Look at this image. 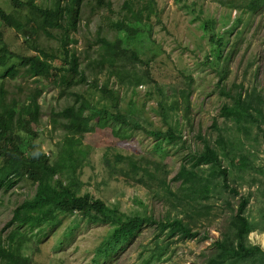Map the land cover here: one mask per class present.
Segmentation results:
<instances>
[{"label": "trees", "instance_id": "trees-1", "mask_svg": "<svg viewBox=\"0 0 264 264\" xmlns=\"http://www.w3.org/2000/svg\"><path fill=\"white\" fill-rule=\"evenodd\" d=\"M8 1L14 11L6 13L0 10V193L6 194L24 181H29L35 191L17 204L11 220L2 229L1 233L7 234L0 241V264H37L34 254L26 253V244L38 237L34 243L38 249L49 235V229H56L61 219L67 216H78L86 224L110 225L112 228L95 249L94 264L114 261L148 223L155 225L168 238L197 239L199 232L193 225L196 226L203 216L208 217L212 206L220 200L229 211L227 223L221 236L212 244L213 251L205 264H252L255 259L256 264H264V250L249 242V235L255 230L249 218L252 198L261 212V230H264V196H257L260 193L264 195V168L260 166V172L255 173L249 159V156H256L255 151H262L263 146L264 129L260 121L264 119L263 101L256 87L244 92L241 84L237 93L227 94L230 103L220 109L223 127H217L215 138L197 134L203 147L189 149L173 178L179 184L177 189L181 194L178 196L167 185L166 169L159 164L149 168L150 164L143 166L134 157L116 152L112 155L114 160L108 162L109 153L120 150V145L137 133L152 137L154 142L164 141L174 146L186 143L177 124L171 125L167 121L170 117L164 100L159 102L157 112L167 125L166 131L148 130L132 114L121 112L120 89L110 85L109 80L102 85L97 78L91 81L80 67L81 51L73 35L78 32L82 7L88 4L98 12L104 7L110 8L112 2L51 0L49 6H44L35 0ZM157 2L125 0L123 10L128 9V14L113 25L119 33L124 32L125 38L100 40L99 61L116 69L117 72L111 74H116L122 86L127 88H136L146 81V74L140 76L134 71L136 62L141 60L132 43L144 33L142 27L147 28L151 24ZM216 2L230 10L241 11L224 35L242 22L243 14L254 15L264 9V0ZM7 29L15 31V39L19 43L17 49H9L5 40ZM41 32L59 42L56 49L41 46ZM19 34L25 39L22 42H19ZM210 38L213 44H217L213 53L220 55L224 37L211 34ZM23 49V54L17 53ZM27 50L32 54L27 55ZM18 76L34 79L29 91L23 93L25 89L21 86L10 89L5 85L3 80ZM46 80L55 81L62 95L73 99L70 98L73 102L68 107L52 115L51 125L62 134L51 153L44 152L37 142L42 119L39 100L43 94L38 83ZM79 86H89L95 99L87 97L88 92L83 95L70 91V88ZM192 95V90L185 95L186 118L190 116ZM173 107L169 110H177V105ZM254 129L257 130L255 136ZM92 149L105 150L104 163H108L110 170L113 164L117 168L126 167L127 176L134 180L139 177L137 181L150 187L151 191L169 193L174 200L178 199L182 206L180 213L184 216L167 215L161 220L147 215L129 216L102 199L82 193L78 172L82 167L81 156L86 157ZM243 186L248 188L245 194L240 189ZM233 197H238L235 203L232 202ZM173 205L177 206L176 203Z\"/></svg>", "mask_w": 264, "mask_h": 264}, {"label": "rangeland", "instance_id": "rangeland-1", "mask_svg": "<svg viewBox=\"0 0 264 264\" xmlns=\"http://www.w3.org/2000/svg\"><path fill=\"white\" fill-rule=\"evenodd\" d=\"M35 2L49 6L51 0ZM110 2V8L104 7L98 12L93 11L88 4L82 7L78 32L73 35L78 42L77 48L81 51L80 67L86 71L91 81L97 78L102 85L109 80L110 85L120 89L121 112L132 114L148 130L166 131L167 125L157 112L159 102L164 100L170 117L167 121L171 125L177 124L186 143L174 146L164 141L154 142L152 137L137 133L127 143L121 144L120 150L111 151L108 162L114 160L112 155L116 152L126 157H134L143 166L150 164L151 166L147 165L149 168L159 164L166 169L167 185L180 196L177 189L179 184L173 178L179 170L182 158L189 149L199 150L203 147L197 137L198 133L211 139L217 136V127H223L220 109L224 104L230 103L227 94L237 93L241 84L244 92H250L256 87L263 101L264 117V9L254 15L243 14L242 22L235 28L233 26L231 33L224 35L241 11L223 7L216 0H158L151 24L147 28L142 27L144 33L132 43L133 50L137 51L136 54L141 60L136 62L134 71L140 76L146 74V81L136 88H127L122 86L116 74H111L117 72L116 69L100 62L97 56L98 50H101L100 40L125 38L124 32L119 33L113 26L128 14V9L123 10L125 0ZM0 10L11 13L14 8L8 0H0ZM1 24L0 21V28ZM14 32L11 29L5 31V40L11 50L17 49L19 45ZM211 34L224 37L220 55L213 53L217 44L212 43ZM18 37L19 42L25 40L21 34ZM39 37L43 47L56 49L59 44L42 32ZM24 51L25 49L17 53L23 54ZM26 54L31 55L32 52L28 51ZM252 63L253 66L250 67ZM22 77H9L3 81L10 89L15 86L23 87L25 93L34 85V79L27 80ZM38 85L43 94L39 100L42 119L37 142L44 152L51 153L62 134L51 125L52 115L68 107L73 99L62 95V90L55 81L46 80ZM89 90V86L70 88L71 92H81L83 95L88 92L87 97L95 99ZM189 90L193 91V95L190 116L186 118L184 100ZM176 105L177 110H169ZM260 121L264 129V119ZM256 132L254 129L253 136ZM262 139L264 151V135ZM262 151H255L256 156H249L255 173L260 172V166L264 168ZM104 154V149H92L86 157L81 156L82 167L78 172L82 193L102 199L129 216L147 215L156 220L164 219L167 215L180 218L184 216L180 213L182 206L178 199L174 200L169 193L151 191L150 187L137 181L139 177L134 180L127 176L126 167L117 168L113 164L110 170L108 163H104ZM240 189L242 194L248 192L247 186ZM34 191L31 183L24 181L6 194L0 193V241L6 237L7 233L1 232L11 220L17 204L32 196ZM257 196L261 198L264 195L260 193ZM237 200L238 197L232 198L233 203ZM208 213V217L203 216L196 226L193 225L199 232L197 239L168 238L155 225L148 223L114 261L104 264H205L206 258L213 251L212 244L221 236V231L226 226L229 211L220 200ZM260 213L252 198L249 218L253 221L255 230L250 233L249 242L264 250V230H261L263 224ZM80 220L78 216L61 219L56 229H49V235L38 249L34 246L38 237L26 244V253L34 254L37 264H94L92 260L95 249L112 228L110 225L86 224ZM185 220L189 221L186 216ZM205 235L208 237L204 238ZM255 261L256 259L252 264L258 263Z\"/></svg>", "mask_w": 264, "mask_h": 264}]
</instances>
